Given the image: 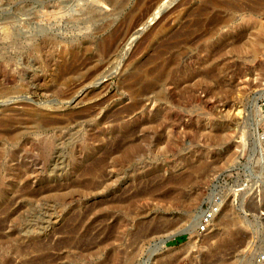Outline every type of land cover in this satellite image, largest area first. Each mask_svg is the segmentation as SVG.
Masks as SVG:
<instances>
[{
    "label": "rangeland",
    "instance_id": "obj_1",
    "mask_svg": "<svg viewBox=\"0 0 264 264\" xmlns=\"http://www.w3.org/2000/svg\"><path fill=\"white\" fill-rule=\"evenodd\" d=\"M237 1L0 0V110L49 105L61 118L0 140V264H264V2ZM131 24L96 57L99 39ZM243 34L205 79L206 56ZM159 55L165 94L123 112L134 98L120 77ZM91 58L89 70H60Z\"/></svg>",
    "mask_w": 264,
    "mask_h": 264
},
{
    "label": "bare ground",
    "instance_id": "obj_2",
    "mask_svg": "<svg viewBox=\"0 0 264 264\" xmlns=\"http://www.w3.org/2000/svg\"><path fill=\"white\" fill-rule=\"evenodd\" d=\"M155 0H136L135 2V5L138 6V7H146V8H149L153 5V2ZM222 1V0H221ZM228 1V0H227ZM226 0L225 2L228 3ZM237 1V0H236ZM171 2L173 3L174 0H171ZM170 2V3H171ZM220 2V1H218ZM217 2V3H218ZM225 2H222L220 3V7H228L227 4ZM235 2V1H234ZM238 2V1H237ZM258 2L260 3H263L264 0H258ZM211 2H207V5H211L210 4ZM216 4V3H214ZM230 6L232 3H229ZM204 5V4H203ZM206 5V4H205ZM233 5V4H232ZM234 6V5H233ZM204 7V6H203ZM240 7H242L240 5ZM202 8V6H201ZM201 8H199L197 11H200ZM234 9V7H231ZM236 8V7H235ZM248 8V7H247ZM204 9V8H203ZM214 9V8H213ZM238 9V8H237ZM210 10V8H209ZM249 10V9H248ZM247 10V11H248ZM196 11V12H197ZM204 11H208L207 9H204ZM240 11V10H238ZM250 11V10H249ZM201 12V11H200ZM206 12H204V14H206ZM202 13V12H201ZM194 14V13H193ZM192 14V15H193ZM199 15V13L197 14ZM201 15V14H200ZM250 15H252V10L250 11ZM194 16V15H193ZM213 16V15H212ZM215 16V15H214ZM217 16V15H216ZM199 17V16H198ZM214 18V17H213ZM215 17L213 20H212V23H217V24H222L224 25L225 23H228L229 19L228 18H217ZM195 21V20H194ZM194 23V22H193ZM202 22L200 19H197L195 21V25H200ZM187 25V24H186ZM134 25H128L126 28L122 29V32L120 31L117 35H115L112 39H111V43L109 41H106L107 39L102 37L101 39H99V41L97 42L96 46H95V54H96V57L97 58H101L102 56H107L110 54L111 50L112 49H117L118 46H121L122 43L127 39V37L129 36L132 28H133ZM255 26H258V24H255ZM182 28V27H181ZM185 28V26H184ZM176 30V29H174ZM186 30V29H185ZM180 30L178 31H175L174 32V35H173V38L172 39H176L177 38V34L179 33H176V32H179ZM169 32V31H167ZM184 33V31H182ZM170 33V32H169ZM186 33V32H185ZM228 34H232V32H226ZM38 34H41V33H38ZM37 34V35H38ZM226 35V34H224ZM244 34L243 35H237V36H233L234 38V41L231 43H228L229 44H225L227 43V41H222L225 46H223L222 48L220 47V49L216 50L214 54H211L209 56H206V59H205V62L203 63L204 65H201L204 69L202 70L204 73L203 77L209 81H214L217 79V77H220L219 75L224 71V69L220 68L219 67V64L216 63L215 59L216 57H222L225 52H224V49L228 46L231 47V49L233 50V52H236V51H239V48L242 46L240 45L241 41L243 40L244 38ZM231 41V40H230ZM221 42V43H222ZM249 44L251 46V53L252 54H258L259 52V42L257 41V39H254L252 41V39H250L249 41ZM223 44V45H224ZM243 44V43H242ZM208 46H206L207 48ZM261 51V50H260ZM105 54V55H104ZM160 57V60L159 62L155 63V65L153 66L152 69L150 70H147V71H142L141 72V75L138 76L137 75V70H138V66H135L133 67L132 69L130 70H134L135 72L133 73H130V76L127 74V76L125 75V73H123V75L120 77L121 80L124 79V81L126 80H129V83H128V90H129V93L130 95L134 98L133 99V103L130 107L126 108L127 110H123V112H127V114L129 113L128 111L132 112V110H137V108H139L141 102H142V99L144 98H148L150 96H155V97H162L163 94H165V88L166 87L165 85L169 84L167 81H166V78H168L169 74L171 73V67L167 65L166 63V60L167 59H164L163 57H161V55H159ZM95 58H91V59H86V60H78V59H70V60H65L62 62L61 66H60V70H62V72L64 70H71V71H77V70H80V69H84V70H89L91 69V67L93 66V64H95L93 61H94ZM58 66V65H57ZM57 66H56V69H57ZM202 68V69H203ZM98 70V69H97ZM61 71L56 74V79H57V83L59 84H62L63 82H67L69 79V77L66 75V74H63ZM154 72L158 73L156 75H154ZM125 75V76H124ZM154 75V76H153ZM67 77V78H65ZM125 77V78H124ZM162 82V84H161ZM163 86V88L160 89V92L159 91H156L153 86L155 84H159ZM160 87V86H159ZM150 89V91H148L147 89ZM147 90V91H146ZM153 90V91H152ZM151 94V95H150ZM152 96V97H153ZM128 97V95H127ZM130 98V97H129ZM153 101V100H151ZM132 102V101H131ZM130 102V103H131ZM29 105V104H28ZM26 106V105H24ZM95 108V107H94ZM49 109H53V110H49ZM122 109V108H121ZM57 110V108H53V107H50L49 105L48 106H42L41 107H36L35 106H28L24 109V112L18 114L17 113H4L6 111H9V110H5V109H1L0 111V140H7L9 138L10 141H14L18 138V136L22 133H26V134H34V135H40L41 133H43L45 130L53 127L54 125L56 126V124L59 123V120L61 118H58L56 115H55V111ZM120 110V109H119ZM121 112V110H120ZM122 112V113H123ZM84 113V112H83ZM118 112H115V115L118 114ZM121 113V115H122ZM57 114V113H56ZM67 115V114H66ZM121 115H118V117ZM59 116V115H58ZM123 116V115H122ZM65 117V116H64ZM79 117V116H78ZM113 117V116H112ZM115 117V116H114ZM66 118V117H65ZM76 118V117H75ZM123 118V117H122ZM74 119V118H73ZM113 120V118H112ZM117 120V119H116ZM114 121V120H113ZM72 122V121H71ZM109 122V121H108ZM115 122V121H114ZM128 133V132H127ZM116 136V134H115ZM113 143V142H112ZM129 144V143H128ZM128 144L126 146H128ZM126 147L124 148V151H125ZM137 147L135 146V143L132 144V146L130 145V147H128L127 151H125V153L123 154L124 157H128L130 156L131 154H133L135 151H136ZM122 156V157H123ZM100 161V160H99ZM205 162V161H204ZM203 162V163H204ZM94 165V168L98 169L97 166L99 165L98 162H96ZM204 165V164H202ZM198 166V165H197ZM190 167V166H189ZM193 167V166H192ZM92 168V166L89 168V170ZM188 168V166H187ZM191 168V167H190ZM200 168L201 170V165L199 167H197V169ZM193 169H196L195 167L192 168ZM190 171V170H189ZM188 171V172H189ZM86 172V171H85ZM90 172V171H89ZM93 172V170H92ZM187 172V173H188ZM87 173V172H86ZM94 173V172H93ZM91 173V174H93ZM192 173V172H191ZM187 174L186 176H184L183 178H181L178 182L179 184L182 186L183 184H187V183H190L189 181L192 180V174ZM90 174V173H89ZM94 175V174H93ZM177 176V175H176ZM175 176V177H176ZM179 178V177H178ZM178 180V179H177ZM194 181V180H193ZM17 182H14L12 184H16ZM178 185V184H177ZM179 185V186H180ZM188 185V184H187ZM10 186V184H9ZM180 186V187H181ZM182 190V189H181ZM179 191V190H178ZM184 196V195H183ZM182 199V198H181ZM191 199V198H190ZM186 201V200H185ZM188 202V201H187ZM189 205V202L187 203ZM186 204V205H187ZM215 210V209H214ZM222 212V211H221ZM138 215V214H137ZM133 221V220H132ZM141 224V223H140ZM235 225V224H234ZM218 252V250H216ZM165 256V255H164ZM163 256V257H164ZM159 258V257H158ZM165 258V257H164ZM159 260V259H158ZM112 262V261H111ZM110 262V263H111ZM161 264V263H160Z\"/></svg>",
    "mask_w": 264,
    "mask_h": 264
}]
</instances>
